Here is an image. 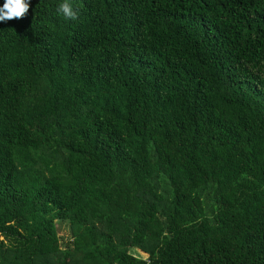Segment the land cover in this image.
Segmentation results:
<instances>
[{
	"label": "trees",
	"instance_id": "obj_1",
	"mask_svg": "<svg viewBox=\"0 0 264 264\" xmlns=\"http://www.w3.org/2000/svg\"><path fill=\"white\" fill-rule=\"evenodd\" d=\"M28 2L0 21V264H264V0Z\"/></svg>",
	"mask_w": 264,
	"mask_h": 264
},
{
	"label": "clouds",
	"instance_id": "obj_2",
	"mask_svg": "<svg viewBox=\"0 0 264 264\" xmlns=\"http://www.w3.org/2000/svg\"><path fill=\"white\" fill-rule=\"evenodd\" d=\"M29 7L28 0H5L4 4L0 6V21L22 19L27 15ZM57 13L66 19L75 20L77 18L76 12L67 0L58 5Z\"/></svg>",
	"mask_w": 264,
	"mask_h": 264
},
{
	"label": "rangeland",
	"instance_id": "obj_3",
	"mask_svg": "<svg viewBox=\"0 0 264 264\" xmlns=\"http://www.w3.org/2000/svg\"><path fill=\"white\" fill-rule=\"evenodd\" d=\"M56 229L61 241L62 248L67 246V243L72 240V229L68 222L66 221H56ZM129 253L143 259H148V254L143 252L141 249L130 248Z\"/></svg>",
	"mask_w": 264,
	"mask_h": 264
}]
</instances>
